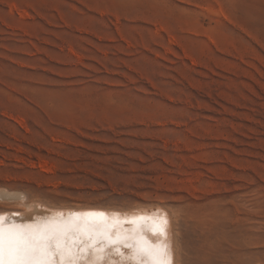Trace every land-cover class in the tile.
I'll return each instance as SVG.
<instances>
[{
    "label": "rangeland",
    "instance_id": "rangeland-1",
    "mask_svg": "<svg viewBox=\"0 0 264 264\" xmlns=\"http://www.w3.org/2000/svg\"><path fill=\"white\" fill-rule=\"evenodd\" d=\"M1 190L162 205L178 264H264V0H0Z\"/></svg>",
    "mask_w": 264,
    "mask_h": 264
},
{
    "label": "snow or ice",
    "instance_id": "snow-or-ice-1",
    "mask_svg": "<svg viewBox=\"0 0 264 264\" xmlns=\"http://www.w3.org/2000/svg\"><path fill=\"white\" fill-rule=\"evenodd\" d=\"M89 216L102 218L103 214ZM167 223L165 217H159V224L154 222L151 230L166 237ZM101 239L104 247H97ZM121 243L130 250L126 259L134 264H170L166 244L154 245L137 230L131 236L113 239L102 220L50 219L18 224L0 216V264H78L82 253L90 248L99 261L103 259L105 248ZM116 252L123 256L118 247Z\"/></svg>",
    "mask_w": 264,
    "mask_h": 264
},
{
    "label": "bare ground",
    "instance_id": "bare-ground-1",
    "mask_svg": "<svg viewBox=\"0 0 264 264\" xmlns=\"http://www.w3.org/2000/svg\"><path fill=\"white\" fill-rule=\"evenodd\" d=\"M2 190L0 191L1 199L17 198L19 199L18 201H20L24 198L19 193H13L12 191L11 194L6 193V190H4L5 192ZM24 199L19 203L24 205V208L22 207L23 209L0 210V216L6 217L8 222H15L18 224H31L37 221H46L50 219L68 220L80 218L81 221L88 219L91 222H99L102 220L104 224L108 225L109 232L113 239H115L116 236H131L134 230H137L154 245L166 244L170 264H178V246L172 214L170 215L169 210L162 205L139 206L129 209L104 208L96 205L64 207L47 206L45 203L41 204L37 203V201L36 203H27ZM101 213L103 214L102 218L99 216H89V214ZM141 217L145 219L141 220ZM159 217H165L167 219L168 223L165 229L166 237L159 232L154 233L151 230V226L154 222L155 224H159ZM104 243L105 242L101 239L97 247H104ZM117 247L120 252L123 253V256L117 254ZM129 255L130 250L121 243L105 248L103 259L97 261L96 253L90 248L87 252L82 253L78 264H134L133 261L126 259Z\"/></svg>",
    "mask_w": 264,
    "mask_h": 264
}]
</instances>
